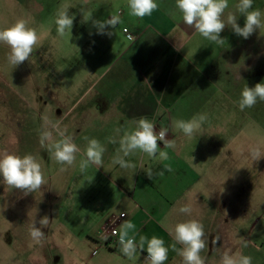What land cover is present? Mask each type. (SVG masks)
<instances>
[{
	"label": "crops",
	"instance_id": "0c3cea01",
	"mask_svg": "<svg viewBox=\"0 0 264 264\" xmlns=\"http://www.w3.org/2000/svg\"><path fill=\"white\" fill-rule=\"evenodd\" d=\"M121 1L123 8L114 14L102 12V5L69 7L73 24L80 29L66 32L72 51L65 55L66 69H56L51 83L57 97L81 88L78 92L85 99L76 113L58 122L69 127L66 134L81 149V159L87 144L84 137L99 140L105 148L103 167L90 166L81 173L77 188L73 181L66 197V226L60 229L52 209L43 214L40 204L24 206L21 213L10 211L14 189L0 180V264H59L53 247L56 236L65 234L86 236L81 264H144L146 246L129 260L120 250L118 235L109 233L112 228L118 232L126 220L136 225L137 242L140 236L162 238L169 247L166 264H182L171 248L175 241L168 229L188 219L204 226L207 247L201 256L206 264H220L228 251L251 256L252 264H264V156L252 158L256 150L264 153V118L249 108L240 110L239 100L232 95L239 86L226 75L246 49L232 47L237 38L226 29L220 34L223 45L194 32L183 24L175 0H157L158 10L143 19L130 15L127 0ZM227 11L235 7L229 5ZM91 13L102 21L119 15L120 23L105 29L111 35L98 34L87 21ZM146 78L151 88L143 83ZM200 114L207 119L192 139L173 127V120ZM141 117L167 128L166 139L175 140V148L159 144L169 155L163 161L144 153L138 158L130 155L125 159L134 167L122 169L112 163L119 140ZM166 165L172 171L158 175ZM184 204L192 206L191 216L178 212ZM45 216L49 224L41 227L39 221ZM11 219L29 223L15 229ZM33 223L44 232V240L32 245L19 242L18 236H26L27 225L30 228ZM9 229L13 232L4 235L13 242L2 238Z\"/></svg>",
	"mask_w": 264,
	"mask_h": 264
},
{
	"label": "clouds",
	"instance_id": "9594fccd",
	"mask_svg": "<svg viewBox=\"0 0 264 264\" xmlns=\"http://www.w3.org/2000/svg\"><path fill=\"white\" fill-rule=\"evenodd\" d=\"M127 4L130 15L140 19L151 16L159 8L157 0H127ZM175 8L181 14L184 25L194 29V32L217 45H223L225 42L220 34L226 26H230L236 35L244 39H248L256 30L264 29V11L253 8V0H238V3L235 4V12L227 11L229 0H175ZM68 10V6H64L56 14V31L60 36L71 32L73 27L74 17L69 15ZM237 14L239 17H244L243 27L237 23ZM172 15L175 17L176 13L173 12ZM89 20L97 29L98 34L111 35V32L105 33V29L108 27L114 29L120 23V16L113 15L104 21L89 16L87 21ZM39 42L38 31L30 27L26 19H17L11 25L0 28V45H5L9 49L6 60L13 68L29 61ZM143 83L151 88L147 78ZM258 101L264 102V82L256 83L254 87L247 85L243 87L238 107L243 111L245 108L254 107ZM206 119L205 115L200 114L189 120H173L172 124L185 138L192 139L201 132ZM51 129L41 133V143L51 140L54 131L60 139L54 140L49 145L48 150L51 157L62 166L75 165L77 154L81 153V149L73 141V138L66 134V130L61 129L58 124H52ZM166 133H168L167 128L161 127L157 132L153 122L145 117L139 118L135 128L125 131L120 138L119 149L112 163L119 165L122 169L132 168L134 165L125 157H129L137 151L153 159L168 160V152L162 151L158 144V142H163L165 149L175 148V140L166 139ZM84 139L87 144L83 149V158L79 161L81 173L86 172L90 166L103 167V153L105 152V148L99 140L88 137H84ZM110 142L116 143L117 141L111 139ZM262 156L264 153L259 150L252 154L253 160H259ZM60 170L65 171L66 168L61 167ZM165 171L171 172V166L166 165L158 175H164ZM146 172L148 178L152 179V171ZM0 180L9 188L20 190L25 195L40 191L42 186L47 183L41 163L35 156L32 154L20 156L8 152L0 153ZM178 212L191 216L193 208L190 204H184L178 208ZM121 215L124 216L126 213H121ZM39 224L41 227H47L48 217L41 218ZM168 230L175 241L171 248L182 258V264H206L205 257L201 256L207 247L202 223L196 219H188L175 223ZM135 232L136 225L130 220L124 221L118 232L113 230V234L118 235V243L123 255L131 260L136 256L138 249L145 251L146 246L147 255L144 257V264H166L169 247L165 246V241L153 235L151 238L140 236L137 242ZM29 236L36 244H40L45 238L44 232L41 231V228L36 227L35 223L29 228ZM177 244L182 247L177 248ZM220 264H252V257L228 251L221 256Z\"/></svg>",
	"mask_w": 264,
	"mask_h": 264
},
{
	"label": "rangeland",
	"instance_id": "374dc122",
	"mask_svg": "<svg viewBox=\"0 0 264 264\" xmlns=\"http://www.w3.org/2000/svg\"><path fill=\"white\" fill-rule=\"evenodd\" d=\"M236 3L238 0H229L231 6L235 7ZM87 4L99 8L102 5L101 11L105 14H114L117 9L123 8L121 0H86V2L85 0H0V28L11 25L17 19H26L29 26L35 28L40 35V42L29 61L15 68L6 60L9 49L5 45H0V153H19L20 156L32 154L41 163L47 180L40 191L27 195L14 189L9 197L10 211L16 213L19 210L21 213L24 206L31 207L40 204L43 214L52 209L56 215L54 222L58 223L59 229L66 226V197L70 194L72 183L75 181V188L81 185L82 178L79 169L81 156L77 154L76 164L71 167L58 164L51 157L48 148L54 140L60 137L53 131L52 139L42 144L41 133L52 130V124H58L61 129L69 130V127L64 128L65 123L58 122V119L61 118L64 121L72 118L85 97L78 92L81 88L72 93L61 92L58 97L54 94L53 85H51L53 73L56 69L58 71L66 69L65 55L72 51L66 43L68 39L66 34L58 35L55 19L58 10L64 6L69 8L74 5L78 9H83ZM253 8L264 11V0H253ZM237 15V22L244 25V17ZM73 27L80 29L76 22ZM225 29L233 32L227 26ZM235 36L237 42L232 43L231 46H240L246 50L237 64L230 66L228 63L230 67L226 69V75L238 84V89L232 95L234 99L239 100L243 87L246 85L254 87L256 83L264 82V29L256 30L248 39L236 34ZM81 50L82 48L79 52ZM78 66L82 67V65ZM240 77L243 79H239ZM57 80H60L59 76ZM59 82L61 85L66 84H64L65 81ZM249 109L264 118V102L258 101L254 107ZM69 125L73 126V124ZM73 141L75 142L74 139ZM140 153L137 151L131 157L138 158ZM61 167H65L66 170L61 171ZM24 220L19 222L20 219H11V227L24 228V224L29 223L28 219ZM27 230L26 236H18L19 242L26 241L27 245H32L28 225ZM9 232L13 230L2 232V238L13 242L10 235H4ZM56 237L57 243L53 247V254L58 255L59 264L66 262L81 264L82 254L80 253H83L82 248L87 243L84 238L86 236L65 234ZM72 246L76 248L72 249ZM69 257H72V260Z\"/></svg>",
	"mask_w": 264,
	"mask_h": 264
},
{
	"label": "built area",
	"instance_id": "2783aa9c",
	"mask_svg": "<svg viewBox=\"0 0 264 264\" xmlns=\"http://www.w3.org/2000/svg\"><path fill=\"white\" fill-rule=\"evenodd\" d=\"M123 31H126V29L124 28L123 29ZM159 130H160V127H157V126H155V131H157V132H159ZM161 143H163V142H158V144H161ZM113 230H115V229H111V230H109V233L113 236L114 234H113ZM116 231V230H115Z\"/></svg>",
	"mask_w": 264,
	"mask_h": 264
},
{
	"label": "trees",
	"instance_id": "16d2710c",
	"mask_svg": "<svg viewBox=\"0 0 264 264\" xmlns=\"http://www.w3.org/2000/svg\"><path fill=\"white\" fill-rule=\"evenodd\" d=\"M119 245L117 244V247H118Z\"/></svg>",
	"mask_w": 264,
	"mask_h": 264
}]
</instances>
